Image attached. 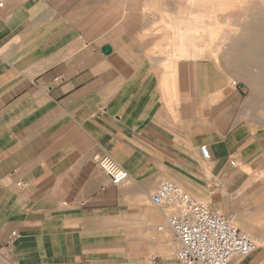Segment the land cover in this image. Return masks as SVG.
Wrapping results in <instances>:
<instances>
[{
    "label": "crops",
    "instance_id": "obj_1",
    "mask_svg": "<svg viewBox=\"0 0 264 264\" xmlns=\"http://www.w3.org/2000/svg\"><path fill=\"white\" fill-rule=\"evenodd\" d=\"M155 2L0 0V264H176L167 208L151 200L159 185L221 201L248 179L238 163L264 154V114L250 116L255 133L234 125L233 94L175 85L171 63L173 77L137 53L127 36L152 24L141 12ZM255 253L232 264H264Z\"/></svg>",
    "mask_w": 264,
    "mask_h": 264
},
{
    "label": "rangeland",
    "instance_id": "obj_2",
    "mask_svg": "<svg viewBox=\"0 0 264 264\" xmlns=\"http://www.w3.org/2000/svg\"><path fill=\"white\" fill-rule=\"evenodd\" d=\"M144 5L143 11L140 12L143 16L151 13L152 24L148 25L150 20L143 19V33L127 36L128 40L136 43L138 49L141 48L137 53L144 61L150 67L167 71L170 77H173L172 70L166 68V64L171 63L175 71V85H182L184 82H190L191 85L197 83L203 86L206 92L213 89V86H221L224 96H235L230 107L229 102L224 104V117L230 116L232 124L249 132L262 130L253 131L250 123L252 110L261 107L262 103L255 117L261 118L264 114L262 16L255 17L258 26L252 25L254 17L250 10H246L229 19L234 26H225L227 18L223 12L219 13L216 5L209 9L207 5L201 7L200 3L193 0H173V3L172 0H157L151 6ZM161 18L175 23V44L168 39V27H159ZM191 42L194 43L189 45ZM177 43L187 44L186 50L178 48ZM212 44L220 45L218 54L221 55L218 58L206 47ZM222 76L227 79L224 84L221 81ZM238 167L248 175L239 194L227 195L221 201H214V197L207 194L205 200H198L202 203L212 201L216 204V209L213 208L215 211L232 214L234 226L252 235L258 247L262 245L257 249L258 253L264 250V154L250 164L238 163ZM224 211L227 213H223Z\"/></svg>",
    "mask_w": 264,
    "mask_h": 264
},
{
    "label": "built area",
    "instance_id": "obj_3",
    "mask_svg": "<svg viewBox=\"0 0 264 264\" xmlns=\"http://www.w3.org/2000/svg\"><path fill=\"white\" fill-rule=\"evenodd\" d=\"M200 154L208 157L205 147L200 148ZM97 164L115 184L126 178L124 170L109 157L98 159ZM151 200L167 208L166 224L178 244L176 264H232L235 258L247 257L258 249L252 235L234 226L232 214L219 213L194 200L171 181L162 182ZM15 237L10 233L9 242ZM148 264H157L156 259L151 257Z\"/></svg>",
    "mask_w": 264,
    "mask_h": 264
},
{
    "label": "bare ground",
    "instance_id": "obj_4",
    "mask_svg": "<svg viewBox=\"0 0 264 264\" xmlns=\"http://www.w3.org/2000/svg\"><path fill=\"white\" fill-rule=\"evenodd\" d=\"M197 2L201 4V7L204 5H207L209 9H212L213 8L212 6H214V5L218 6L219 13L223 12L222 14H224L225 18H227V20L225 19V24H224L225 26L233 25L231 23V20H229V19L233 18L232 16H236L238 13H241V14L244 13L246 10H250L253 17H254L252 20V22H253L252 25L258 26L257 25L258 21L255 20L256 18H258V15H261L262 16L261 18H263V20H264V0H197ZM161 20H159V21H161ZM158 24H159V22H158ZM219 25H221V23ZM224 25H223V27H224ZM164 26H165V24H164ZM172 28H174V27H172ZM224 29H226V28H224ZM168 30L169 29H167V31ZM180 33H183V32L180 31ZM180 33H178V34H180ZM169 38H171V37L169 36ZM177 44H179V43H177ZM218 45H217V49L219 50L220 45L219 46ZM180 46H182V45H180ZM262 105H263V103L261 104V107H262ZM261 107H258V108H255V110H252V114L255 116L256 113L258 112V109Z\"/></svg>",
    "mask_w": 264,
    "mask_h": 264
},
{
    "label": "water",
    "instance_id": "obj_5",
    "mask_svg": "<svg viewBox=\"0 0 264 264\" xmlns=\"http://www.w3.org/2000/svg\"><path fill=\"white\" fill-rule=\"evenodd\" d=\"M102 51H103L104 53L108 54V53H110V47L105 46V47L102 49Z\"/></svg>",
    "mask_w": 264,
    "mask_h": 264
}]
</instances>
